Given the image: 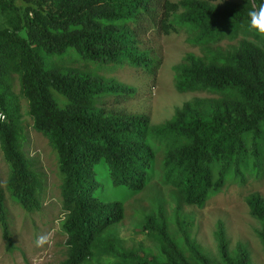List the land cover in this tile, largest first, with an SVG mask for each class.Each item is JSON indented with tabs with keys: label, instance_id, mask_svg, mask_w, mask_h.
I'll return each mask as SVG.
<instances>
[{
	"label": "trees",
	"instance_id": "1",
	"mask_svg": "<svg viewBox=\"0 0 264 264\" xmlns=\"http://www.w3.org/2000/svg\"><path fill=\"white\" fill-rule=\"evenodd\" d=\"M0 0L8 8L0 27V151L7 165L5 187L21 211L39 209L42 173L28 156L12 74L26 100L34 130L46 137L56 158L65 234L58 264H215L187 234L189 220L178 211L144 226L156 233L154 251L125 249L110 231L123 214L125 198L153 177L176 186L185 203L201 206L228 183L264 176V37L250 28L248 13L264 0ZM183 27L193 41L243 37L231 51H209L206 59L187 53L175 66V87L215 93L191 97L165 121L150 125L145 112L115 106L135 88L92 70L118 63L154 72L159 60L139 43L145 31ZM20 29L23 34L20 33ZM95 71V70H94ZM260 223L264 247V197L247 196ZM8 211L0 187V237L11 250ZM171 222V223H170ZM169 224L172 225L169 226ZM216 247L224 264H251L243 244L227 248L221 221Z\"/></svg>",
	"mask_w": 264,
	"mask_h": 264
},
{
	"label": "rangeland",
	"instance_id": "2",
	"mask_svg": "<svg viewBox=\"0 0 264 264\" xmlns=\"http://www.w3.org/2000/svg\"><path fill=\"white\" fill-rule=\"evenodd\" d=\"M224 1L240 2H211ZM9 12L8 8H0V27L6 24ZM20 33L23 34L21 29ZM193 34L194 32L183 27L167 33L145 31L140 34L139 43L159 60L151 74L127 63L101 69L90 68L73 60L61 64L76 66L83 71L92 70L104 78L135 88L132 96L113 104L130 112H145L148 114L149 124L157 125L168 119L174 109L185 100L215 95L209 91L176 89L175 66L184 61L185 54L192 53L205 60L209 51H231L241 38H249L237 33L234 37H221L202 45L193 41ZM10 89L16 96L17 113L23 127L27 154L34 158L35 166L42 173L43 185L39 209L28 215L24 214L5 187L8 168L0 151V187L4 191L13 245L11 250H5L0 237V264H58L65 255V234L59 225L63 212L60 208L55 154L46 137L32 128L31 118L26 111L27 103L19 94L15 74H12ZM252 192L264 197V176L250 178L243 184L228 183L198 206L183 202L176 186L161 183L153 177L141 190L123 200L122 217L111 225L110 231L125 249L137 253L154 251L158 239L156 233L144 226V220L147 215L157 218L156 208L159 206L166 219L172 218L178 211L181 217L189 220L190 224L186 225L189 239L201 247L213 263L224 264L217 251L214 232L219 220L228 240V250L233 252L236 243L240 242L244 245L251 264H264V247L257 235L260 223L250 215L246 202L247 196ZM169 226L172 227L171 224ZM41 237H46V240L38 246L37 240ZM115 259L111 255H101L93 262L106 264Z\"/></svg>",
	"mask_w": 264,
	"mask_h": 264
},
{
	"label": "clouds",
	"instance_id": "3",
	"mask_svg": "<svg viewBox=\"0 0 264 264\" xmlns=\"http://www.w3.org/2000/svg\"><path fill=\"white\" fill-rule=\"evenodd\" d=\"M248 15L250 17V28L254 29L261 37H264V3L251 10ZM45 240L46 237L39 238L37 245L44 243Z\"/></svg>",
	"mask_w": 264,
	"mask_h": 264
},
{
	"label": "built area",
	"instance_id": "4",
	"mask_svg": "<svg viewBox=\"0 0 264 264\" xmlns=\"http://www.w3.org/2000/svg\"><path fill=\"white\" fill-rule=\"evenodd\" d=\"M3 118V114L2 113H0V119H2Z\"/></svg>",
	"mask_w": 264,
	"mask_h": 264
}]
</instances>
